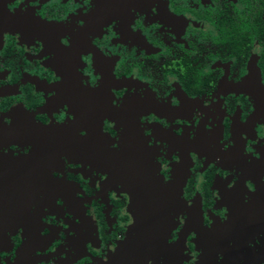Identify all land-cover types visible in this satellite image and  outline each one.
<instances>
[{"label": "flooded vegetation", "instance_id": "flooded-vegetation-1", "mask_svg": "<svg viewBox=\"0 0 264 264\" xmlns=\"http://www.w3.org/2000/svg\"><path fill=\"white\" fill-rule=\"evenodd\" d=\"M152 207L145 264H264V0H0V264H108Z\"/></svg>", "mask_w": 264, "mask_h": 264}, {"label": "water", "instance_id": "water-1", "mask_svg": "<svg viewBox=\"0 0 264 264\" xmlns=\"http://www.w3.org/2000/svg\"><path fill=\"white\" fill-rule=\"evenodd\" d=\"M158 210V208H156ZM155 208L148 210L147 216L142 215L136 229V233L126 238L119 246L118 253L109 260L108 264H145L149 259L158 257L165 243V234H160L155 228L156 216L151 215L157 211ZM150 215V216H148ZM151 220V221H150ZM140 226V227H139ZM140 228V229H139ZM222 226L211 229H203L199 240L204 243L225 242L226 231ZM208 256L200 260V264L208 263Z\"/></svg>", "mask_w": 264, "mask_h": 264}]
</instances>
